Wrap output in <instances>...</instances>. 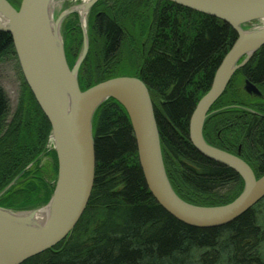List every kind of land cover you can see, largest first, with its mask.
Listing matches in <instances>:
<instances>
[{
  "label": "trees",
  "instance_id": "1",
  "mask_svg": "<svg viewBox=\"0 0 264 264\" xmlns=\"http://www.w3.org/2000/svg\"><path fill=\"white\" fill-rule=\"evenodd\" d=\"M76 29L66 24L67 39ZM89 34L88 73L79 76L81 89L131 69L149 88L166 171L177 194L203 206L233 201L244 188L241 176L202 155L189 138L191 114L237 39L232 26L169 0H100L91 12ZM81 35L74 37L78 43L65 45L73 56ZM9 52L16 56L12 36L0 31V58ZM245 80L261 94L245 91ZM23 83L24 96L10 120V99L0 84V191L24 171L0 205L16 209L47 203L58 175L50 122L24 78ZM219 130L225 145L243 144L248 164L262 176L264 46L237 70L204 126L208 143L236 152L220 145ZM94 132L95 181L83 215L65 240L22 264H264V199L228 224L188 225L148 189L130 118L116 99L98 108ZM43 155L52 159L53 182L46 178Z\"/></svg>",
  "mask_w": 264,
  "mask_h": 264
},
{
  "label": "water",
  "instance_id": "2",
  "mask_svg": "<svg viewBox=\"0 0 264 264\" xmlns=\"http://www.w3.org/2000/svg\"><path fill=\"white\" fill-rule=\"evenodd\" d=\"M98 1L84 0L56 15L57 0H22L19 8L9 0H0V31L12 36L24 79L50 122V140L58 158L55 188L46 204L29 209L0 205V264H22L54 247L79 222L95 181L94 117L110 98L116 99L128 113L148 189L178 220L195 227H218L237 219L264 199V174L257 177L238 154L211 145L204 137L211 108L237 70L264 46V0H169L217 17L237 33L236 41L223 57L210 89L196 104L189 122V138L194 147L209 159L233 169L244 181L242 192L233 201L215 206L190 203L174 190L164 163L154 104L140 76L121 75L81 89L78 73L88 53L89 37L87 15L84 23L80 9L88 14ZM76 12L81 17L83 48L71 67L62 24L69 14ZM244 89L249 94H261L249 80H245ZM22 173L0 191V198Z\"/></svg>",
  "mask_w": 264,
  "mask_h": 264
},
{
  "label": "rangeland",
  "instance_id": "3",
  "mask_svg": "<svg viewBox=\"0 0 264 264\" xmlns=\"http://www.w3.org/2000/svg\"><path fill=\"white\" fill-rule=\"evenodd\" d=\"M10 1L14 5L19 7L22 0H10ZM83 1L84 0H57L56 5H55V14L58 15L62 10L72 8L76 5L81 4ZM108 1L110 2L111 0H105V2H108ZM95 4L92 6L89 13L87 14V20H86V29L88 31V37H89V49H88L87 56H88L89 51L91 49V38H90V34H89V21L91 18V12H92ZM74 14H76L75 17H74ZM68 22L69 23L72 22L73 25L76 26L77 29L75 31L71 32L68 35V39H67L65 26ZM78 30L82 33V35H81L82 37H81V41H80V44L78 46L77 52H75L73 59L71 60V66L72 67L74 66V64L76 63V61L78 60V58L82 52L83 31H82V26H81L80 14L77 12L69 14L64 19L63 24H62V32H63V36H64V40H65V45L67 44V41H68V45L74 44L75 41L78 43L77 39L76 38H75L76 40L74 39V37H76V34L80 33ZM141 41H142L143 48H144V46L146 45V39L143 37L141 39ZM131 43H133L132 39H131ZM87 56H86V58H87ZM86 58L84 59L83 63L80 66L78 78L81 75H82V77H84L85 74L88 73V72H85L87 70V66L84 65ZM125 75H131L132 76L133 71L131 69H129L125 72ZM23 78H24V76H23L21 67L19 65L18 59L16 58L15 54L12 52H9V53H5L3 56H1V58H0V84L5 89L7 95L10 99V112H9L8 120H10L12 118L13 114L17 111L18 107L20 106L21 99L24 96ZM242 87L244 88V84L242 85ZM50 148H53L52 143H50ZM234 151H236V150L234 149ZM42 157H43L42 158V164L48 168V169L46 168L47 169L46 178L49 182H53V180L55 178L54 171L50 167H48V164L52 163V159L48 155H45V156L43 155ZM39 206H42V205H39Z\"/></svg>",
  "mask_w": 264,
  "mask_h": 264
},
{
  "label": "flooded vegetation",
  "instance_id": "4",
  "mask_svg": "<svg viewBox=\"0 0 264 264\" xmlns=\"http://www.w3.org/2000/svg\"><path fill=\"white\" fill-rule=\"evenodd\" d=\"M65 51H66V57H67V60H68V63H69V65L71 66V60L73 59V51L72 50H70V49H65ZM72 67V66H71ZM245 90V89H244ZM246 91V90H245ZM222 133H223V131L222 130H219V132H218V134H217V136H218V138H219V140H221L222 142H220L219 144L221 145V146H226V147H228L229 149H232V148H235V150H236V152H231V153H234V154H238L240 157L242 156L243 157V159L247 162V161H249V155L246 153V152H243V144L242 143H239V144H235L234 142H230V146L229 145H225L224 143H223V141H224V138L222 137ZM207 137V136H206ZM208 138V137H207ZM210 139V138H209ZM236 146V147H235ZM226 151H228V150H226ZM229 152H230V150H229ZM241 157V158H242ZM248 163V162H247ZM250 163V162H249ZM250 165V164H249Z\"/></svg>",
  "mask_w": 264,
  "mask_h": 264
},
{
  "label": "bare ground",
  "instance_id": "5",
  "mask_svg": "<svg viewBox=\"0 0 264 264\" xmlns=\"http://www.w3.org/2000/svg\"><path fill=\"white\" fill-rule=\"evenodd\" d=\"M85 1H89V0H85ZM80 12L83 15V19H84V23H85L87 12L83 8L80 9Z\"/></svg>",
  "mask_w": 264,
  "mask_h": 264
}]
</instances>
